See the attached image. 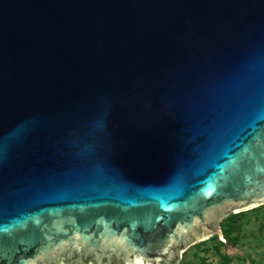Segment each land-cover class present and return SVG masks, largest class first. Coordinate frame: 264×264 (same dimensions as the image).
I'll return each mask as SVG.
<instances>
[{
	"label": "water",
	"instance_id": "95a60500",
	"mask_svg": "<svg viewBox=\"0 0 264 264\" xmlns=\"http://www.w3.org/2000/svg\"><path fill=\"white\" fill-rule=\"evenodd\" d=\"M264 204V0H0V264H177Z\"/></svg>",
	"mask_w": 264,
	"mask_h": 264
},
{
	"label": "rangeland",
	"instance_id": "374dc122",
	"mask_svg": "<svg viewBox=\"0 0 264 264\" xmlns=\"http://www.w3.org/2000/svg\"><path fill=\"white\" fill-rule=\"evenodd\" d=\"M213 235L190 245L177 264H264V204L230 213Z\"/></svg>",
	"mask_w": 264,
	"mask_h": 264
}]
</instances>
